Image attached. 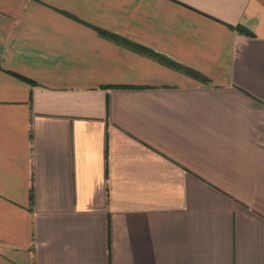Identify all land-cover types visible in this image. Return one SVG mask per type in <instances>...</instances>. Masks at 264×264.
Returning <instances> with one entry per match:
<instances>
[{
    "label": "crops",
    "instance_id": "0c3cea01",
    "mask_svg": "<svg viewBox=\"0 0 264 264\" xmlns=\"http://www.w3.org/2000/svg\"><path fill=\"white\" fill-rule=\"evenodd\" d=\"M0 264H264V0H0Z\"/></svg>",
    "mask_w": 264,
    "mask_h": 264
},
{
    "label": "trees",
    "instance_id": "16d2710c",
    "mask_svg": "<svg viewBox=\"0 0 264 264\" xmlns=\"http://www.w3.org/2000/svg\"><path fill=\"white\" fill-rule=\"evenodd\" d=\"M237 29L240 30V31H244V29L241 27V26H237ZM162 60H164V58H162ZM166 62H169L170 64H173L171 61L169 60H164ZM190 74L194 75V76H198L197 74L193 73L192 71L190 70H187ZM25 78V77H24Z\"/></svg>",
    "mask_w": 264,
    "mask_h": 264
}]
</instances>
